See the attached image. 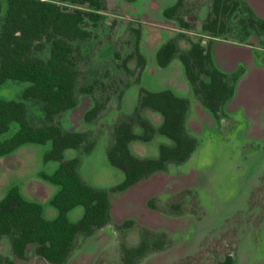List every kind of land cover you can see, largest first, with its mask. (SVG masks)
I'll use <instances>...</instances> for the list:
<instances>
[{
  "label": "rangeland",
  "instance_id": "374dc122",
  "mask_svg": "<svg viewBox=\"0 0 264 264\" xmlns=\"http://www.w3.org/2000/svg\"><path fill=\"white\" fill-rule=\"evenodd\" d=\"M104 9L96 21L85 17L82 27L91 35L72 42L76 53L78 78L77 104L57 120L64 128L87 133L78 149L66 151L67 157H79L80 173L90 184L110 187L123 178V173L109 164L105 148L112 135V125L134 116L140 88H171L190 99L186 118L188 130L198 138V145L185 162L171 164L166 171L156 172L120 193L110 196V222L87 237L80 236L64 264H232L257 263L264 258V141L248 135V123L242 102L225 103L215 118L195 97L183 67L174 58L166 67L155 60L157 48L167 39L179 36L182 48L189 41H200L210 51L211 42L220 40L234 46L249 45L255 53L264 54V35L250 31L248 22L240 23L239 12L228 16L232 1L220 17L222 31L216 36L201 29V22L211 11L212 0H183L180 14L189 22L187 29L166 18L162 10L176 0H102ZM250 5L258 17H264V0H240ZM0 30L7 0H0ZM67 9L91 11L87 4L59 2ZM246 17V15H245ZM246 19V18H245ZM50 44L34 51L47 58ZM219 50H223L222 46ZM144 59L139 64L140 58ZM235 82V88L245 71ZM225 72V71H224ZM28 82L7 79L0 86V99L23 100L22 90ZM27 117L34 125L44 123L41 103L24 100ZM95 103L96 116L86 121L84 113ZM141 115L158 126L162 117L150 109ZM18 125L13 122L8 134ZM135 130L140 127L135 123ZM170 141L155 134L148 143L131 142V151L140 156L158 153L157 143ZM49 143H26L0 157V199L12 186H17L28 200L42 204L44 214L53 218L57 211L50 199L58 186L40 177L39 172H52L58 162L43 161ZM154 202L155 207L148 205ZM83 208L68 213L77 220ZM149 231L151 249L141 258L125 261L123 248L138 244L141 232ZM0 254L11 256L6 237H0ZM17 264H50L29 246L26 257Z\"/></svg>",
  "mask_w": 264,
  "mask_h": 264
},
{
  "label": "trees",
  "instance_id": "16d2710c",
  "mask_svg": "<svg viewBox=\"0 0 264 264\" xmlns=\"http://www.w3.org/2000/svg\"><path fill=\"white\" fill-rule=\"evenodd\" d=\"M63 1L87 4L91 11L84 12L78 7L67 9L60 5ZM227 1L212 0L211 11L201 22L203 31L215 36L222 31L220 17L227 10ZM182 3L183 0H176L162 14L187 29L189 22L180 14ZM1 9L0 2V12ZM103 9L102 0H7L0 30V86L7 79L28 82V85L21 92L23 100L0 99V157L26 143H49L43 161H55L58 165L50 173L41 170L39 175L58 189L50 199L57 211L53 218L46 217L42 204L26 199L17 186L10 187L0 199V237L8 239L11 251V256L0 254V264H17L26 257L29 246H34L36 254L50 264H64L80 236H91L110 222L111 194L126 191L152 174L166 171L171 164L185 162L198 145V138L186 126L190 99L171 88L142 87L134 116L112 125L111 139L105 148L109 164L123 173L120 182L110 187L94 186L82 177L79 157L66 156L67 150H78L87 138L86 132L68 130L57 120L77 104L76 53L80 48L72 42L91 35L90 30L82 27V22L85 17L96 21ZM235 12L241 14L240 23L248 22L250 31L264 35V18L256 16L249 4L233 0L228 16ZM179 37L184 36L171 37L157 48L156 63L166 67L177 58L192 93L218 118L222 107L234 95L235 82L242 69L231 74L222 71L200 41L190 40L189 46L182 48ZM45 43L50 44L46 59L34 54ZM139 58L142 65L144 59ZM28 99L41 103L43 124L34 125L29 121L24 101ZM143 109L159 113L161 123L154 126L141 115ZM98 110L99 105L95 103L84 113V119L92 120ZM13 122L18 127L8 134ZM135 123L140 132L135 130ZM155 134L170 141L156 144L157 155L140 157L131 151V142L148 143ZM148 205L155 207L153 200ZM77 206L83 208L82 214L77 220H71L68 213ZM149 234V231L141 232L138 244L123 248L125 261L137 260L156 249L148 240ZM225 264H232V259L227 257Z\"/></svg>",
  "mask_w": 264,
  "mask_h": 264
},
{
  "label": "crops",
  "instance_id": "0c3cea01",
  "mask_svg": "<svg viewBox=\"0 0 264 264\" xmlns=\"http://www.w3.org/2000/svg\"><path fill=\"white\" fill-rule=\"evenodd\" d=\"M220 46L223 48L221 51ZM210 53L222 71H232L239 64L245 65L232 99L233 102H242L245 107L248 135L264 141V54L255 53L249 45L234 46L220 40L211 42ZM245 264H249L246 259ZM250 264H264V258Z\"/></svg>",
  "mask_w": 264,
  "mask_h": 264
}]
</instances>
